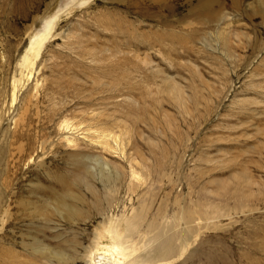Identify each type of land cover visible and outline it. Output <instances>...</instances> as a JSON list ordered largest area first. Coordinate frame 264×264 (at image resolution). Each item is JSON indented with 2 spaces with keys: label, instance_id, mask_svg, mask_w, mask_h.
Listing matches in <instances>:
<instances>
[{
  "label": "rangeland",
  "instance_id": "obj_1",
  "mask_svg": "<svg viewBox=\"0 0 264 264\" xmlns=\"http://www.w3.org/2000/svg\"><path fill=\"white\" fill-rule=\"evenodd\" d=\"M197 4L0 0V264H92L112 229L137 264L161 223L167 264H264V0Z\"/></svg>",
  "mask_w": 264,
  "mask_h": 264
},
{
  "label": "bare ground",
  "instance_id": "obj_2",
  "mask_svg": "<svg viewBox=\"0 0 264 264\" xmlns=\"http://www.w3.org/2000/svg\"><path fill=\"white\" fill-rule=\"evenodd\" d=\"M218 2V0H198L197 8L202 9L207 14H211L210 5ZM49 27L46 29V32L36 35L33 37V39L30 41L29 47L26 49V52L24 56H22L21 59V66H23L27 70H31V67L33 66V61L37 58L40 48L42 47V44L47 39L50 29L52 28V23L50 22ZM25 74V73H24ZM14 100V97H13ZM65 121V120H64ZM66 123V121H65ZM62 124V123H61ZM70 127V126H69ZM68 124L62 126V130H68L69 129ZM91 128V127H90ZM99 129V128H97ZM91 129L87 128L86 131H90ZM101 131V130H99ZM104 131V130H103ZM93 131H91L92 133ZM102 132V131H101ZM107 132V131H106ZM97 133L98 143L100 146L103 147V149H112L109 143V139H112V142L116 144L118 147L119 145V137L116 138V136L112 135L111 133ZM93 136V135H92ZM86 138V137H85ZM95 140V139H94ZM97 140V139H96ZM66 143H68L70 146L74 144V140L72 138H66ZM98 147V146H97ZM116 147V148H117ZM123 150V149H122ZM98 161V160H97ZM100 163V162H99ZM98 163V164H99ZM103 166L104 168H108L107 164H99ZM105 165V166H104ZM88 170V169H87ZM86 170V171H87ZM102 171V170H100ZM189 218V217H188ZM132 222L128 221L127 226L129 228L132 227ZM152 227V225H151ZM181 228L180 237H183L182 235H185V231ZM174 229V228H173ZM170 224L161 223L158 227L152 228L151 234L149 231V234L151 236V240H149V245L153 241V244L150 245V251L147 252L145 256L142 257V259L137 258L138 262L137 264H151L149 259H147L146 256H151L153 258H156L160 263L159 264H167L170 262L173 257H175V253L173 252V249L171 247L170 242L173 239L172 234L173 230ZM191 228L188 226L187 230L189 231ZM110 233L116 235V240L108 243L106 245H103L100 249L98 254L91 260L92 264H115V256L118 257L119 260H121L122 264L128 263V261L131 264L133 263V255H134V249L136 246L132 244L130 238L127 236L130 234V231L126 232V235L121 236L120 233L117 232V229H112ZM166 243H168V246H164ZM53 258L56 260L57 264H68L67 261H65L60 254H52ZM150 257V258H151Z\"/></svg>",
  "mask_w": 264,
  "mask_h": 264
}]
</instances>
